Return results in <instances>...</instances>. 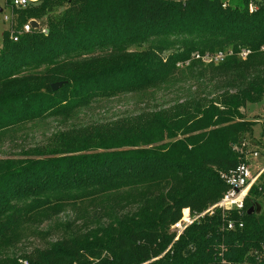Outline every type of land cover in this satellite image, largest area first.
I'll list each match as a JSON object with an SVG mask.
<instances>
[{
	"label": "trees",
	"instance_id": "16d2710c",
	"mask_svg": "<svg viewBox=\"0 0 264 264\" xmlns=\"http://www.w3.org/2000/svg\"><path fill=\"white\" fill-rule=\"evenodd\" d=\"M36 3L12 9L11 34L3 32L0 140L49 120L71 122L104 99L154 95L178 73L195 83L168 107L73 124L1 158L0 248L36 212L100 200L80 226L61 223L67 236L20 256L32 264H264V211L248 214L264 184L251 189L241 218L216 211L178 240L171 232L184 209L202 213L218 202L222 175L248 163L234 148L252 132L244 109L264 95V0ZM32 20L39 28L24 32ZM219 53L220 63L202 59ZM136 195L127 210L125 196ZM229 220L244 227L227 230ZM14 255L0 264H18Z\"/></svg>",
	"mask_w": 264,
	"mask_h": 264
},
{
	"label": "rangeland",
	"instance_id": "374dc122",
	"mask_svg": "<svg viewBox=\"0 0 264 264\" xmlns=\"http://www.w3.org/2000/svg\"><path fill=\"white\" fill-rule=\"evenodd\" d=\"M12 0H0V18L4 16L11 17ZM38 0H30V4H37ZM227 6H235L241 0H222ZM9 30V24L0 22V46L3 38V32ZM10 33V31H8ZM11 34V33H10ZM195 81L185 72L178 73L167 85H161L154 91V95L149 94H129L119 96L112 100H101L94 103L89 109L81 111L77 118L71 122L49 120L46 123H40L28 127L26 130L13 136L4 137L0 140V159L16 158L22 148H31L48 142L51 135L64 130L73 124H91L99 122H109L122 117L136 115L144 110H150L159 107H168L175 101L183 98L189 90L194 88ZM245 118L253 123L252 132L244 136L241 146L234 149L239 151L247 162H249L252 173L257 174L264 167V95L260 100L253 104H248L244 109ZM257 154V156H256ZM264 184V176L259 178L257 185ZM137 195L125 196V208L131 210L136 204ZM261 211H264V198L258 200ZM97 201L78 202L75 205H66L62 209H45L32 214L19 228L17 236L10 242L7 248H0V258L15 254L18 258L21 253L27 254L35 250L47 247L50 243L61 239L67 234L63 233L61 223L67 221H76L79 226L83 221H87L86 215L95 211L98 206ZM260 211V213H261ZM91 228V224H87ZM105 255H103L104 257ZM154 261V260H153Z\"/></svg>",
	"mask_w": 264,
	"mask_h": 264
},
{
	"label": "built area",
	"instance_id": "2783aa9c",
	"mask_svg": "<svg viewBox=\"0 0 264 264\" xmlns=\"http://www.w3.org/2000/svg\"><path fill=\"white\" fill-rule=\"evenodd\" d=\"M30 0H12L11 7L12 9H25L30 5ZM168 1V0H167ZM253 1V0H252ZM225 7V5H224ZM250 12H254L256 10V6L254 2L249 4ZM12 21V14L11 17L4 16L3 19L0 18V22L10 24ZM29 21L23 27L24 32H29L33 29L30 25ZM43 33H46L43 30ZM14 41L17 40L15 36L12 35ZM264 52V47L261 49ZM249 50H243L240 53L242 59H246L248 55H250ZM232 55V53H229ZM199 59L200 56H197ZM224 54H216L213 57L210 55H205L202 59L205 62H215L220 63L224 60ZM257 156V154H256ZM264 173V167L260 169L257 174L252 173L251 166L248 163L240 164L235 170L230 172L229 174L222 175L224 182L227 185V190L220 198L218 202L213 204L212 206L208 207L202 213H192L190 209H184L182 211L181 218L171 227V232L175 234V240H178L180 236L184 233V231L192 226L193 224L199 222L202 218L209 215L212 216L216 211H220L223 214L228 215L232 211L237 212L238 216L241 218L243 216L245 202L249 197L250 191L253 187H255L261 178L262 174ZM244 227V223L240 221H232L229 220L227 222V230H235L237 228L242 229ZM18 264H32L28 259L20 258L18 259Z\"/></svg>",
	"mask_w": 264,
	"mask_h": 264
},
{
	"label": "water",
	"instance_id": "95a60500",
	"mask_svg": "<svg viewBox=\"0 0 264 264\" xmlns=\"http://www.w3.org/2000/svg\"><path fill=\"white\" fill-rule=\"evenodd\" d=\"M0 12H2V10L0 9ZM30 25L33 29H38L39 28V24L38 22L32 20L30 22ZM62 83H56V84H52L51 85V89L53 92H56L57 90H59L61 87H62ZM260 211H261V206L259 204H257V207H256V210L254 207H251L248 211V214H252L253 212H256L257 214H260Z\"/></svg>",
	"mask_w": 264,
	"mask_h": 264
}]
</instances>
